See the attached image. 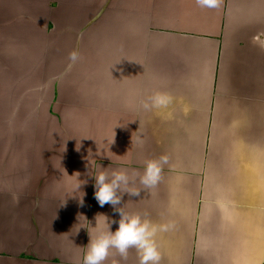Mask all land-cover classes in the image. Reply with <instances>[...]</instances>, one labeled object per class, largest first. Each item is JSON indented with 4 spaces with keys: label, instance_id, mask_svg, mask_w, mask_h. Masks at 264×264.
Instances as JSON below:
<instances>
[{
    "label": "crops",
    "instance_id": "1",
    "mask_svg": "<svg viewBox=\"0 0 264 264\" xmlns=\"http://www.w3.org/2000/svg\"><path fill=\"white\" fill-rule=\"evenodd\" d=\"M89 149L136 173L119 207L158 227L159 264H264V0H0V264H83L95 215L118 219Z\"/></svg>",
    "mask_w": 264,
    "mask_h": 264
},
{
    "label": "clouds",
    "instance_id": "2",
    "mask_svg": "<svg viewBox=\"0 0 264 264\" xmlns=\"http://www.w3.org/2000/svg\"><path fill=\"white\" fill-rule=\"evenodd\" d=\"M208 6H212V0H204ZM169 97L156 93L151 97V105L155 107L164 106L169 102ZM145 107H148L145 104ZM139 139V138H138ZM114 143V137L109 146ZM96 144V143H95ZM81 140L76 150L79 151ZM102 148L98 149L96 145L95 156L103 155ZM110 151V150H109ZM92 153L91 159H86L89 153ZM112 152V151H111ZM107 157V156H106ZM90 165L87 175L94 178V198L99 206L103 207L106 203L112 206L113 210L118 214V219L110 218L106 214L99 213L94 217L95 225L90 227L95 230L94 236L89 233V241L87 250L84 254L83 264H103L110 253V249H116L121 257L126 258L129 248L135 247L139 255V264H159L160 252L156 246L154 236L158 227L146 219H141L138 214H128L119 207L125 194L130 196H139L140 190L131 186V181L135 179L136 173L132 176L126 170H105L106 167L99 166V171H94L91 167L92 161L95 160L91 149L85 157ZM167 156H161L159 160H147L144 166L142 175H139V181L145 187L154 186L160 179L162 164L167 162ZM65 170V169H64ZM65 175L69 178L66 185L65 199L61 206L66 204L67 198H74L80 206L84 204L85 192L82 186L88 183L87 179H81L79 171L73 172L71 175L65 170ZM85 221H90L84 215ZM116 224L115 230H112V225ZM85 228L80 225V228ZM163 227V226H160Z\"/></svg>",
    "mask_w": 264,
    "mask_h": 264
},
{
    "label": "rangeland",
    "instance_id": "3",
    "mask_svg": "<svg viewBox=\"0 0 264 264\" xmlns=\"http://www.w3.org/2000/svg\"><path fill=\"white\" fill-rule=\"evenodd\" d=\"M46 4H47V8H50V7H54L53 6V4L55 3V2H45Z\"/></svg>",
    "mask_w": 264,
    "mask_h": 264
}]
</instances>
